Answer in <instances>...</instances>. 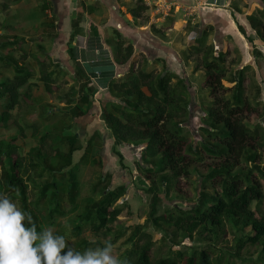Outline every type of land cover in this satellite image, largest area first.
Returning <instances> with one entry per match:
<instances>
[{"label":"trees","instance_id":"obj_1","mask_svg":"<svg viewBox=\"0 0 264 264\" xmlns=\"http://www.w3.org/2000/svg\"><path fill=\"white\" fill-rule=\"evenodd\" d=\"M137 1L140 3L131 9L133 16H139L140 11L146 10L142 4L143 0ZM118 20L123 27L130 26L127 21L121 18ZM80 21L81 19H76L73 23L76 31L74 34L80 30ZM58 27H62V17H60ZM240 29L246 34L243 27L240 26ZM256 30L259 36L264 37V22H260ZM202 40L197 39L196 42L200 43V47H194V52L202 54V65L199 66L206 71L204 87L209 88L211 97L209 105L204 110L203 119L206 124L202 128L212 139L218 141V144L207 147L208 152L224 160L210 170L209 181L204 183V186L213 187L220 182L221 190L211 195L200 192L198 202L189 211L180 209L176 213L172 210L162 215H156L158 203L163 200L162 195L155 192L150 215L156 224L161 220L167 226L175 228L170 234L174 242L178 236L192 239L195 238V234L202 235L209 230L210 233L212 231L219 233L227 223L241 226L245 233L237 239L235 252L230 255L239 256L246 244H252L261 246V256L264 258V190L260 188L259 181L251 178L252 171L247 175L243 173L232 175L233 168L242 156L249 162L257 161L258 155L251 151L264 145V129L259 123H255L254 128L248 123L256 119L258 109L245 97V70H236L238 74L234 77L235 86L226 87L224 80L230 72L225 64L228 51L218 50V45L201 47L204 41ZM247 40L253 48L254 57L260 56L261 52L253 39L247 37ZM113 54L116 63L125 64L133 54V45L129 44L124 48L123 42H118ZM37 59L40 67L44 66V61H40L38 57ZM3 61L8 66L13 64L11 59H3ZM199 66L197 65L195 70H198ZM14 68L16 74L13 79L1 84V90L7 97L6 110L2 114L5 123L9 122V110L21 101L19 89L34 76V70L31 68L18 64H15ZM78 69L77 75L83 82L80 87L82 95L80 96L81 102L73 108L72 116H75V119L77 116H82L81 119L84 121L80 122L87 125L97 117V113L92 112L94 105L91 99L95 88L89 85L90 78L81 66ZM54 75L52 71L41 70V78L48 92L53 91L52 83L57 80ZM174 79H176L175 84H173ZM85 86L89 87V91L84 92ZM100 86L107 88L110 99L104 100L99 106V116L115 137L114 152L119 156L120 161H123L124 157L116 146L135 142L144 144L141 161L138 162L137 167L146 174L147 179L151 180L152 185L149 190L152 192L155 191L153 186L156 185L158 179L167 186V192H170L180 178L190 176L191 167L196 163L199 155L193 156L188 152L190 149L189 135L183 132V126H188V122L182 119L190 110L187 99L192 94L185 80L172 72L155 76L154 73L147 71L135 73L130 68L124 76L110 77L105 82L102 81ZM231 90L233 91L232 96L227 97L226 92ZM114 93L122 94L123 97L118 98ZM98 133L100 137L102 136L100 131H96L87 141L85 148L74 143L73 140L77 139V134L68 135L70 141L67 150L65 152L57 150L54 155L42 150L41 143L51 139L49 133L38 138V145L25 155L19 153L20 147L15 143L17 137H11L10 141L3 140L0 143V194L7 195L15 204L19 200L21 211L31 214L38 232L42 230L44 215L39 213L38 203H44L47 197L51 198L53 204L49 211L51 222L56 214H65L59 188L61 183L67 184L69 198L71 202H75L79 194V183L76 173H72L75 168L73 155L75 151L84 149L79 162L86 160L87 154L89 155V151L93 148V137H98ZM194 151L198 153L197 149ZM233 159L235 161L230 162ZM104 161L105 158L100 157L99 154L97 158L95 157L94 163L102 165ZM69 167L70 169L65 170ZM257 168L264 176V168L259 165ZM31 173L33 174L30 175ZM107 176L112 179L109 173L103 174L99 184L94 187L95 192L101 189V198L86 208L74 227L78 235L81 234L86 222L91 223L96 232L107 229L111 223L118 220L124 211L122 205L116 203L126 194L127 185L123 183L116 189L109 190V184L106 183ZM29 177L30 179L45 177V181L39 186L40 194L36 207L32 206L28 192ZM254 202H256L255 208L252 206ZM25 223L27 224V221ZM130 241L133 242V246L128 250L124 259L126 264H237L223 255L214 258L210 243L203 247L172 249L169 250V254L153 260L154 239L151 233L142 229V225L134 226ZM90 244L82 240L80 246L86 248Z\"/></svg>","mask_w":264,"mask_h":264},{"label":"rangeland","instance_id":"obj_2","mask_svg":"<svg viewBox=\"0 0 264 264\" xmlns=\"http://www.w3.org/2000/svg\"><path fill=\"white\" fill-rule=\"evenodd\" d=\"M117 1L118 2L110 1L108 2V5L106 3L105 5L102 0H76L77 4L83 3L87 8L91 7V11H94L95 8L100 15L99 19H93L85 14L83 28L79 33L80 37L83 38V41L88 42V47L89 40L90 38L93 39V37H96V39L103 44L105 43L104 40L107 39L108 43L112 45L113 50H115L118 42H123L124 48L130 43L133 45V55L130 61V68H132L135 73H138L139 71H147L154 73L155 76L161 75L167 69V63H169V60L173 58L167 54V51L170 52L171 48V45L168 44L170 38L165 41L151 39V45L144 40L142 44L137 43V40L139 41V39H142L141 37L148 39L143 35L144 32L147 33L145 31L146 26L148 27V30L151 29L154 32L159 29L156 27L157 23L154 22L150 25L149 20L151 19V15L145 14V12L141 11L140 13L143 16V19H135L133 16L128 17V15H132L131 9L140 3L137 0ZM40 2H42L43 5L39 6ZM44 2L45 0H0L1 5L3 3L6 6L7 3L9 4V10L4 9V5H2L3 8L0 11V30L2 31L0 37L17 38L18 34L13 31H19V34L25 35V41L16 42L15 45L5 44L1 47V57H7L8 59L13 60V64L12 66H8L2 61V65L0 66V78H2L0 80H9L15 75V64L22 63L26 67L35 69V75L19 89V92L21 93V101L16 105L17 108L14 114L18 126L13 125L14 121H12L8 129H4L5 132L3 129L0 131L1 133H5V135H2V138L9 137L10 139L8 140L10 141L11 136L14 137L13 135L16 134L17 136L15 137H17V140L15 143H18L17 145L21 146L19 153L21 152L25 155L33 147L38 145V138L49 133L51 139L45 141V143H41L42 150L47 154L54 155L57 150L61 152L67 150L70 141L68 135L77 134V139L73 141L84 148L87 141L91 138V135L93 136L95 133V130L100 131L102 136L100 137V134L98 133V137H93V148L89 151V155L87 154L86 160L82 163L79 162V160L84 153V149L74 152L75 155H73V160L75 168L72 173L75 172L78 177L79 194L73 203L68 195L66 188L67 184L64 185L61 183L59 185V188L61 189V203L65 214H56L52 222L49 218V211L53 205L51 198L48 199L49 197H47L44 203H38L40 194L39 186L45 181V177L42 179H35L34 177L31 179L30 177L28 178V192L33 204L32 206L36 207L38 203L39 207H37V209H39V213L41 212V215L44 214L42 218V230L44 228H51L54 231V234L63 235L65 239L69 241V246L73 243L77 251H83L85 249L80 246L82 240L91 243L88 247L102 245L105 240L110 241L114 245V254L124 260L128 250L133 246L130 237L134 233V226L142 225V229L151 233L154 239V245L152 248L153 260L169 254V250L172 249L203 247L210 243L212 245L211 250L214 258L223 255L226 258L234 260L237 264H264V258L261 256V246L259 245L246 244L241 249L239 256L234 257L230 255V253L235 252L237 239L245 233L241 226L227 223L219 233H213L214 231L210 233L209 230L205 231L202 235L195 234V238L192 239L178 236L174 242L170 238V234L173 233L175 228L167 226L164 224V221L161 220L156 224L150 215L153 195L155 192L162 195L161 199L163 200L158 203L156 213V215H162L166 212H171L172 210L176 213L180 209L189 211L190 208L198 202L200 192H205L211 195L217 190H221L220 182L216 183L213 187L204 186V183L209 181L208 173L210 170L224 161L208 152L207 147H209V145L218 144V141L212 139L202 128L206 124L203 119L204 110L211 101L209 88L204 87L205 69L203 68V71L189 70L188 73L192 80L188 79L184 72L181 73L186 85L188 84L190 86V92L192 93L187 99V102L190 105V110L182 119L183 121L188 122V126H183V132L189 135L190 149L188 152L193 156H197V154L199 155L198 158L196 157V163L191 167L192 172L190 176L180 178L176 183L175 188H172L170 192H167V186L163 185L160 179H158L156 185L153 186L155 191L152 192L149 190L152 185L151 180L147 179L145 176L146 174L140 171L137 167L138 162L141 161L140 157L144 144H138L135 142L134 146L126 147V156L123 154V161H120L119 156L114 152L113 142L111 144L108 142L110 139H108L110 129H108L106 123L98 117L100 112L99 106H101L104 100L110 99V94L107 88L100 86L99 81L101 80L102 82V79L111 76L107 75L109 74L108 72L110 69L97 70V73H94L93 75H89L88 73V76L91 79L90 85L94 84L93 89H96H94L91 96L94 105L92 112L93 114L97 113V117L92 120L93 122L85 125L83 122H80L84 121L81 119L82 116H77L76 119L75 116H72L73 108L81 102L80 96L82 95V89L80 87L81 83H83L80 81L81 78L77 76V73L74 72L73 68L70 67V65L74 64L73 51L78 48L76 46L77 40L74 42V37L70 36L69 40L66 42L58 37V34L64 36L67 26L64 25L63 30L60 32L54 31L53 24L54 21L58 20V17L55 16L52 18L48 13L44 12V10L49 7V5ZM88 2L90 4H88ZM67 4V0H63L61 7L64 9L65 5L69 6V4ZM162 7L166 13L169 12L170 8L167 9V6L164 3H161L158 8L162 10ZM114 8L120 16H124L125 19L130 22V27L132 28V31H135L136 36L133 35L132 37V35L128 34L119 24H116V27H118L120 31L116 30L109 15L111 12L110 9ZM160 9L154 11V17H157V14L161 11ZM51 10L52 11L49 12L53 15V9ZM185 11L189 12L188 10ZM91 20L95 22H93L94 28H92V31L95 32V34L91 32L88 36L86 35L85 30L88 32L91 31ZM67 22V20H64V23ZM97 32L100 33L97 34ZM156 44L162 45L163 47L165 46L167 50ZM153 49H156V51L154 50L156 52L155 54L150 52L153 51ZM32 53H35L41 61H44V66L40 67L39 61H37L34 56H30ZM194 53L195 52L192 50L191 55L186 54V56L185 53L181 55L185 59L187 65L189 64L187 61L188 59H192L199 63L198 66L202 65L201 54L194 55ZM234 53H237V56H234ZM158 55H161L162 57H158ZM28 56L31 57L30 60H28ZM237 58L238 52L233 49L232 53L230 51L229 56H227L225 63L226 66L229 67V69H232L233 65L236 64L233 63L232 60L236 61ZM101 60L111 61V57ZM173 61L176 62L174 58ZM115 68L116 65L115 67L113 66L111 70L113 71L112 76L120 77L122 73H125L124 70H118V68ZM42 69H46L48 72L52 71L55 74L54 77L57 80L55 83H52V92L47 91L45 82L41 78ZM237 72L230 71L228 73L224 80V85L226 87L232 88V85L234 84L232 82L234 81V77L238 74ZM191 81H193L194 84H191ZM175 83L176 79L173 80V84ZM144 89L147 91L146 88ZM84 90V92L89 91V87L85 86ZM114 94L118 96V98L123 97L122 94ZM232 94V90L226 92L227 97H231ZM244 94L246 99L250 100L258 109V116H256V119H252L251 121H248V123L252 128L255 127V123H259L264 129L263 73H260L259 71L258 75V73L253 70L246 72ZM253 115H255V113ZM116 148L118 149V146H116ZM196 149L198 150V153L194 151ZM251 152L258 155L257 161L249 162L242 156L240 160H238L239 162H237V165L233 168L232 175L238 173L247 175L252 171L251 178L259 181L260 188L264 190V176H262V173L257 170L258 165L264 168V145L261 147L258 146ZM99 154L100 157L105 158L102 165L94 163L95 157L97 158ZM234 161L235 160L233 159L230 162ZM68 169H70V167L65 170ZM106 173L112 175V179L107 176L106 183L109 184V190H114L123 183H126L127 185L126 194L116 203L117 205H122L124 211L118 217V220L115 223H111L107 229H104L101 232H96L93 230L91 223L86 222L83 225L81 234L78 235L75 232L74 227L81 219L86 208L101 198V189L98 190V192H95L94 187L99 184L101 176ZM32 174L33 173L30 175ZM18 201L16 205L21 210ZM255 204L256 202L252 205L254 208ZM66 250L67 249H65V251Z\"/></svg>","mask_w":264,"mask_h":264},{"label":"crops","instance_id":"obj_3","mask_svg":"<svg viewBox=\"0 0 264 264\" xmlns=\"http://www.w3.org/2000/svg\"><path fill=\"white\" fill-rule=\"evenodd\" d=\"M63 0H45V4H48L49 7L44 10V12L48 13L50 17L54 18L55 16L58 17V20L54 21L53 28L54 31H62L64 25L67 26L66 33L63 35L58 34V37L61 40H64L67 42L69 40L70 36L74 37V42L77 40V47L74 49V64L70 65L71 68H73L74 72L77 73L79 70V66L85 71L86 74L93 75L94 73H97V70H108L109 74L111 75L108 77H105L102 79L104 82L108 80V78H119L112 76V68L113 66L118 68V70H124V74L122 73V76H124L127 71L130 70V60L125 63L119 65L114 60V50L112 48V45L107 42V39H105V43H100L96 39V37L90 38L89 40V47L87 46L88 42L83 41V38L80 37L79 33L82 31L83 28V22L85 18V14L89 15L93 19H99L100 15L98 14V10L96 11L94 7V11H91V7H86L85 4L80 3L77 4L76 0H67L69 6L61 7ZM103 3L108 5V2L117 0H102ZM131 1V0H130ZM48 2V3H47ZM129 2V1H127ZM5 3V2H4ZM4 3L2 5H4ZM161 3H164L167 6V9H169V12L166 13V11L158 8ZM170 3V4H168ZM6 4V3H5ZM65 4V3H64ZM67 4V5H68ZM87 4V2H86ZM88 4H90L88 2ZM105 4V5H106ZM119 4V3H118ZM146 10L142 11L145 12V14H150L151 19L149 20V24L157 23L156 27L159 28L156 31H152L151 29L148 30L147 26L144 32V36L148 39H145L141 37L142 39L137 40V43L142 44L143 40L146 41L149 45H151L150 41L152 40H160L165 41L170 38L168 41V44L171 45L170 52L167 51V54L170 57H173L176 62L173 61V58L169 60L167 69L163 72H172L176 73L180 78H183L181 76V73L184 72L188 79H190V74L188 71L195 70V67L199 64L192 59H188V65L185 62V59L182 57L181 54L185 53L188 55H191L192 50L194 51V47H200V43L198 44L197 39H203V45L201 47H207L211 45H218V50H221L223 52L228 51V56L230 54V51L232 53V50H236L238 52V58L236 61L232 60L233 63H236L233 65V68L230 69V71H236L239 69L245 70V75L247 71H255L259 75L260 73L264 74V37L259 36L257 33L256 28L258 27L260 22H264L263 14H264V0H143L142 3ZM0 4V11L4 7V9L9 10V4L7 3V6H3ZM43 5L42 2H40L39 6ZM76 5V6H75ZM159 5V6H158ZM74 6V7H73ZM74 9H73V8ZM51 9H53V15L51 12ZM125 9V8H124ZM160 9L161 11L157 14V17H154V11ZM188 10L189 12L185 11ZM110 19L111 22H113V25L116 27V24H119L124 30L127 31L128 34L135 35V31H132V28L129 27H123L118 18H121L125 21H127L130 25V22L125 19V17L120 16V14L115 11L114 9H110ZM164 12V13H162ZM132 14V13H131ZM133 16L128 15V17ZM153 16V17H152ZM262 16V17H261ZM60 17H62V27H58ZM135 19H143V16L140 14L139 16H133ZM76 19H81L80 25H79V32L77 34H74L75 29L73 26V23ZM64 20H67V23H64ZM94 21L91 20L90 23V29L91 31L85 30L86 35H90L91 32L95 34V32L92 31V28H94ZM56 23V24H55ZM97 23V22H96ZM99 23V22H98ZM56 25V28H55ZM240 26L243 27L246 30V34H244ZM52 28V27H50ZM162 28V29H161ZM116 30L120 31L118 27H116ZM97 31V30H96ZM0 30V34H1ZM14 33H17V38L13 37H0V66L2 65L3 59H8L7 57L2 58L1 57V47L3 44L6 45H15V41L17 42H23L25 41L23 34H19V31H13ZM100 32H97V34ZM96 34V35H97ZM88 35V36H89ZM149 35V36H148ZM63 36V37H62ZM95 36V35H94ZM159 36V37H158ZM205 36V37H204ZM101 37V34H100ZM126 37V36H125ZM247 37H250L253 39L254 43L256 44V47L261 52V55L258 57H254L253 55V48L250 46V43L247 40ZM23 38V39H22ZM136 38V37H135ZM191 41V42H190ZM10 42V43H9ZM157 42V41H155ZM190 42V43H189ZM130 43H128L129 45ZM157 46L161 48L162 45ZM66 46V45H65ZM135 46V44H134ZM91 48V49H90ZM99 50V51H98ZM156 49H153V51H150L152 54L156 53ZM167 50V48H166ZM44 51V50H42ZM50 55V53H49ZM52 55V53H51ZM133 55V54H132ZM194 55H199L196 52ZM202 55V54H201ZM25 56V55H24ZM37 59V55L35 53H32V55ZM30 56H28V60H30ZM187 56V55H186ZM193 56V55H192ZM234 56H237V53H234ZM111 57V61L109 60H101V59H107ZM158 57H162L161 55ZM80 58V59H79ZM10 60V59H8ZM38 61V59H37ZM41 61V60H40ZM4 62V61H3ZM232 63V64H233ZM40 64V62H39ZM78 64H80L78 66ZM19 66L24 64H18ZM12 66V65H11ZM200 68L196 71H203V67L199 66ZM246 67V68H245ZM31 68V67H28ZM85 68V69H84ZM33 69V68H31ZM129 69V70H128ZM34 75H35V69ZM15 74L16 71L14 70ZM15 76V75H14ZM13 76V77H14ZM78 76V75H77ZM10 78V79H13ZM79 77V76H78ZM89 77V76H88ZM2 78V77H1ZM0 78V79H1ZM90 78V77H89ZM92 78V77H91ZM187 79V80H188ZM87 80V79H86ZM91 79H89V85L91 84ZM93 80V78H92ZM192 80V79H190ZM6 80H0V131L3 129H8L10 123L14 121L13 125L18 126L17 122L15 121L16 117H14L16 112V106L9 110L10 117L9 122L5 123L3 122L2 114L5 112L6 108V102L7 97L4 94V92L1 90V84L5 82ZM101 83V80L99 81ZM234 83L232 87L235 86L236 82ZM191 84H194L193 81H191ZM94 86V84H92ZM145 90V89H144ZM147 92V91H146ZM19 103V102H18ZM100 117V116H98ZM93 122V121H92ZM4 130V132H5ZM4 132H0L1 138L0 143H2V140H8L9 137L2 138V135H5ZM96 132V130H95ZM14 137L17 136L16 134L13 135ZM92 136V135H91ZM12 137V136H11ZM110 138V139H109ZM108 142L111 144L115 142V137L113 136L111 130L108 136ZM18 144V143H17ZM20 148L21 146L18 145ZM128 146H134L133 143H124L118 146V150L126 156L125 148ZM19 148V151H20ZM79 151V150H77ZM76 151V152H77ZM84 152V150H83ZM75 155V154H74ZM75 157V156H74Z\"/></svg>","mask_w":264,"mask_h":264},{"label":"clouds","instance_id":"obj_4","mask_svg":"<svg viewBox=\"0 0 264 264\" xmlns=\"http://www.w3.org/2000/svg\"><path fill=\"white\" fill-rule=\"evenodd\" d=\"M68 242L51 228L38 232L31 214L0 194V264H126L110 241L83 251Z\"/></svg>","mask_w":264,"mask_h":264},{"label":"built area","instance_id":"obj_5","mask_svg":"<svg viewBox=\"0 0 264 264\" xmlns=\"http://www.w3.org/2000/svg\"><path fill=\"white\" fill-rule=\"evenodd\" d=\"M99 51V50H98Z\"/></svg>","mask_w":264,"mask_h":264}]
</instances>
